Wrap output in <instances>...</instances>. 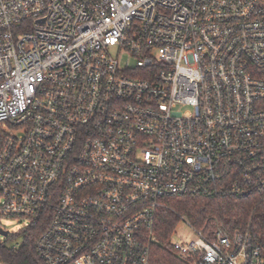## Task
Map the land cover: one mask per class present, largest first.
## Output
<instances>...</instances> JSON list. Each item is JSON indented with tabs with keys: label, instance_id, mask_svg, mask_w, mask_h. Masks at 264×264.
Returning a JSON list of instances; mask_svg holds the SVG:
<instances>
[{
	"label": "built area",
	"instance_id": "built-area-1",
	"mask_svg": "<svg viewBox=\"0 0 264 264\" xmlns=\"http://www.w3.org/2000/svg\"><path fill=\"white\" fill-rule=\"evenodd\" d=\"M254 197L264 0H0V217L24 225L1 229L9 248L43 227L44 264H151L171 200ZM212 233L180 217L178 257L264 264L250 233Z\"/></svg>",
	"mask_w": 264,
	"mask_h": 264
},
{
	"label": "trees",
	"instance_id": "trees-1",
	"mask_svg": "<svg viewBox=\"0 0 264 264\" xmlns=\"http://www.w3.org/2000/svg\"><path fill=\"white\" fill-rule=\"evenodd\" d=\"M168 204L170 209L161 212L157 223V242L152 248L151 264H194L180 259L173 246L180 217L188 219L210 236L217 223L230 232H248L264 259V197L245 200L184 198L171 200ZM43 232V227L23 231L22 245L18 250L0 245V261L4 264H44L36 251V241Z\"/></svg>",
	"mask_w": 264,
	"mask_h": 264
},
{
	"label": "rangeland",
	"instance_id": "rangeland-1",
	"mask_svg": "<svg viewBox=\"0 0 264 264\" xmlns=\"http://www.w3.org/2000/svg\"><path fill=\"white\" fill-rule=\"evenodd\" d=\"M114 55H117L116 49L112 51ZM122 62L127 61V57L124 56ZM23 223L16 220V219H9V218H3L0 217V230L5 229L7 230L11 235H16L21 228H23ZM180 234L183 235L185 240L194 239L195 235L192 233V231L186 227L184 224H182L179 228ZM21 239L19 236H12V237H5L0 234V244H4L8 247H12L16 244V242H20ZM0 264H4L0 261Z\"/></svg>",
	"mask_w": 264,
	"mask_h": 264
},
{
	"label": "water",
	"instance_id": "water-1",
	"mask_svg": "<svg viewBox=\"0 0 264 264\" xmlns=\"http://www.w3.org/2000/svg\"><path fill=\"white\" fill-rule=\"evenodd\" d=\"M0 234H1L2 236H7V235H8V232H4V231L0 230Z\"/></svg>",
	"mask_w": 264,
	"mask_h": 264
}]
</instances>
